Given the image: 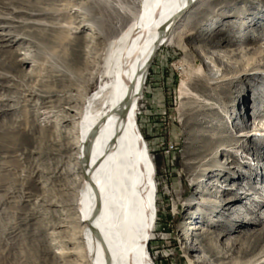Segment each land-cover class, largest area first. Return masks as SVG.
Listing matches in <instances>:
<instances>
[{"label":"rangeland","instance_id":"374dc122","mask_svg":"<svg viewBox=\"0 0 264 264\" xmlns=\"http://www.w3.org/2000/svg\"><path fill=\"white\" fill-rule=\"evenodd\" d=\"M138 3L0 0V264H90L73 143L103 81L96 44ZM179 25L137 102L158 185L148 250L155 264H264V136L237 137L258 112L264 129V0H197Z\"/></svg>","mask_w":264,"mask_h":264},{"label":"bare ground","instance_id":"6f19581e","mask_svg":"<svg viewBox=\"0 0 264 264\" xmlns=\"http://www.w3.org/2000/svg\"><path fill=\"white\" fill-rule=\"evenodd\" d=\"M196 1L139 0L130 24L109 41L96 44L93 51L94 72L103 81L86 100L73 143L78 148L82 179L79 219L87 243L82 256L90 264H155L148 246L158 216L157 174L138 125L137 102L148 75L145 78L143 72L165 43L186 30L178 24ZM176 26L179 30L174 33ZM180 95H185L183 87ZM255 119L257 132H240L238 142L264 136L262 114L251 116V128L256 127ZM258 166V175H262V166ZM236 186L224 187L232 192ZM248 189L226 200L225 208L248 198ZM200 227L192 224L185 239Z\"/></svg>","mask_w":264,"mask_h":264},{"label":"water","instance_id":"95a60500","mask_svg":"<svg viewBox=\"0 0 264 264\" xmlns=\"http://www.w3.org/2000/svg\"><path fill=\"white\" fill-rule=\"evenodd\" d=\"M150 64H151V62H149L148 66L146 67L145 71L143 72V75L145 76V78H146V75H147V73H148V71H149V66H150ZM129 108H130V107H129ZM131 109H132V107H131Z\"/></svg>","mask_w":264,"mask_h":264}]
</instances>
